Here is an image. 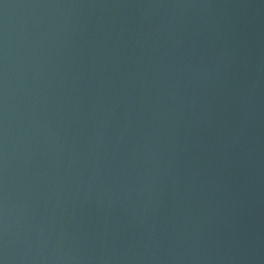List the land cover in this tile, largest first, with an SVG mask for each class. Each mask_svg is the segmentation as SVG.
Segmentation results:
<instances>
[{
	"label": "water",
	"instance_id": "1",
	"mask_svg": "<svg viewBox=\"0 0 264 264\" xmlns=\"http://www.w3.org/2000/svg\"><path fill=\"white\" fill-rule=\"evenodd\" d=\"M0 264H264V0H0Z\"/></svg>",
	"mask_w": 264,
	"mask_h": 264
}]
</instances>
